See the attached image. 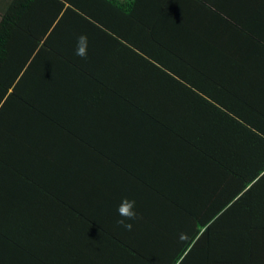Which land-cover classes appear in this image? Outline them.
I'll list each match as a JSON object with an SVG mask.
<instances>
[{
	"label": "trees",
	"instance_id": "trees-1",
	"mask_svg": "<svg viewBox=\"0 0 264 264\" xmlns=\"http://www.w3.org/2000/svg\"><path fill=\"white\" fill-rule=\"evenodd\" d=\"M0 264H264V0H2Z\"/></svg>",
	"mask_w": 264,
	"mask_h": 264
},
{
	"label": "clouds",
	"instance_id": "clouds-1",
	"mask_svg": "<svg viewBox=\"0 0 264 264\" xmlns=\"http://www.w3.org/2000/svg\"><path fill=\"white\" fill-rule=\"evenodd\" d=\"M88 46L89 41L87 35H80L77 38L75 55L86 59L88 56ZM117 214L120 219L117 220V224L121 225L125 230L131 231L133 224L131 221L139 219V214L136 211V201L130 200L127 197H124L120 204L117 207ZM185 234H181V239H183Z\"/></svg>",
	"mask_w": 264,
	"mask_h": 264
},
{
	"label": "crops",
	"instance_id": "crops-1",
	"mask_svg": "<svg viewBox=\"0 0 264 264\" xmlns=\"http://www.w3.org/2000/svg\"><path fill=\"white\" fill-rule=\"evenodd\" d=\"M2 2V0H0V3Z\"/></svg>",
	"mask_w": 264,
	"mask_h": 264
}]
</instances>
